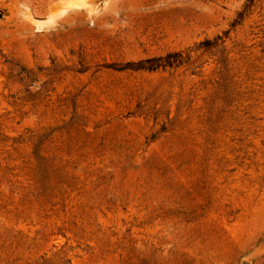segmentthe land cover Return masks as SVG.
Listing matches in <instances>:
<instances>
[{"label":"rangeland","instance_id":"1","mask_svg":"<svg viewBox=\"0 0 264 264\" xmlns=\"http://www.w3.org/2000/svg\"><path fill=\"white\" fill-rule=\"evenodd\" d=\"M0 264H264V0H0Z\"/></svg>","mask_w":264,"mask_h":264}]
</instances>
